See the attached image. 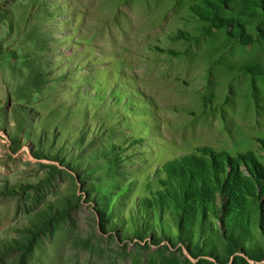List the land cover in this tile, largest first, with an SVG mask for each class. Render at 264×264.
<instances>
[{"label": "rangeland", "instance_id": "rangeland-1", "mask_svg": "<svg viewBox=\"0 0 264 264\" xmlns=\"http://www.w3.org/2000/svg\"><path fill=\"white\" fill-rule=\"evenodd\" d=\"M0 264H264V0H0Z\"/></svg>", "mask_w": 264, "mask_h": 264}, {"label": "bare ground", "instance_id": "bare-ground-1", "mask_svg": "<svg viewBox=\"0 0 264 264\" xmlns=\"http://www.w3.org/2000/svg\"><path fill=\"white\" fill-rule=\"evenodd\" d=\"M124 39H125L124 41L118 42L120 44V46L125 49V52L127 54L134 52V50L132 49L130 44H132V42H134V44H137L138 38L135 37V38L131 39L130 37L129 38L125 37ZM128 43H129V46H128ZM134 47H135L134 49L136 50L138 48V45H135ZM151 58L155 59L154 55H152ZM200 114L206 115L207 112H201L200 111ZM212 132H213V130L210 132V134H212Z\"/></svg>", "mask_w": 264, "mask_h": 264}]
</instances>
